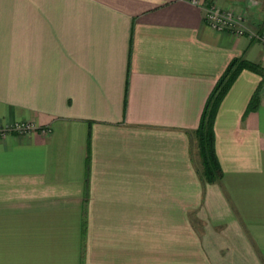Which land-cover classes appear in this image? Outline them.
Here are the masks:
<instances>
[{
	"label": "crops",
	"instance_id": "crops-1",
	"mask_svg": "<svg viewBox=\"0 0 264 264\" xmlns=\"http://www.w3.org/2000/svg\"><path fill=\"white\" fill-rule=\"evenodd\" d=\"M264 0H0V264H264ZM214 120L221 177L195 136ZM259 90L256 109L248 102Z\"/></svg>",
	"mask_w": 264,
	"mask_h": 264
},
{
	"label": "trees",
	"instance_id": "trees-1",
	"mask_svg": "<svg viewBox=\"0 0 264 264\" xmlns=\"http://www.w3.org/2000/svg\"><path fill=\"white\" fill-rule=\"evenodd\" d=\"M259 71V67L243 59H233L223 75L218 79L210 93L195 130L198 152L202 163L201 177L205 182H214L221 177V168L215 151L214 120L218 106L241 70ZM259 102V90L252 94L246 112L256 109Z\"/></svg>",
	"mask_w": 264,
	"mask_h": 264
},
{
	"label": "built area",
	"instance_id": "built-area-1",
	"mask_svg": "<svg viewBox=\"0 0 264 264\" xmlns=\"http://www.w3.org/2000/svg\"><path fill=\"white\" fill-rule=\"evenodd\" d=\"M204 19L206 23L218 32L229 31L235 35H246L249 38H255L264 45V32L255 33L245 29L241 24V17L234 16L229 10H221L214 4H209L204 9ZM264 88V78H263ZM36 126L30 122L15 123L0 127V136L15 132L18 134H27L34 130Z\"/></svg>",
	"mask_w": 264,
	"mask_h": 264
},
{
	"label": "rangeland",
	"instance_id": "rangeland-1",
	"mask_svg": "<svg viewBox=\"0 0 264 264\" xmlns=\"http://www.w3.org/2000/svg\"><path fill=\"white\" fill-rule=\"evenodd\" d=\"M261 33V32H260Z\"/></svg>",
	"mask_w": 264,
	"mask_h": 264
}]
</instances>
